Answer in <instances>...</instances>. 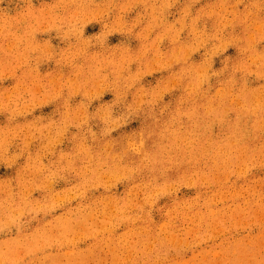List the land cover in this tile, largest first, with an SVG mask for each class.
<instances>
[{"label":"rangeland","instance_id":"1","mask_svg":"<svg viewBox=\"0 0 264 264\" xmlns=\"http://www.w3.org/2000/svg\"><path fill=\"white\" fill-rule=\"evenodd\" d=\"M0 212V264H264V0H0Z\"/></svg>","mask_w":264,"mask_h":264},{"label":"bare ground","instance_id":"2","mask_svg":"<svg viewBox=\"0 0 264 264\" xmlns=\"http://www.w3.org/2000/svg\"><path fill=\"white\" fill-rule=\"evenodd\" d=\"M243 84V83H242ZM191 85V84H190ZM243 89V88H242ZM260 90V89H259ZM254 91V90H253ZM243 92V91H242ZM229 95V94H228ZM225 96V95H224ZM240 96H242V95H240ZM250 96V95H249ZM253 96V95H252ZM251 96V97H252ZM255 96V95H254ZM232 98V97H231ZM248 98V97H247ZM255 98V97H254ZM231 100V99H230ZM231 102V101H230ZM249 102V101H248ZM247 102V103H248ZM240 104V103H239ZM241 105V104H240ZM249 106V105H248ZM260 125V124H259ZM233 142V141H232ZM220 194V193H219ZM218 202V201H217ZM19 203V202H18ZM11 206V205H10ZM14 208V207H13ZM244 208V207H243ZM242 208V209H243ZM10 210H11V208H10ZM19 211V210H18ZM20 212V211H19ZM1 213V212H0ZM17 213V212H16ZM19 215V214H18ZM91 215V214H90ZM14 216V215H13ZM92 216V215H91ZM90 219H91V217H89ZM211 221V220H210ZM253 221V220H252ZM83 224V223H82ZM216 225V224H215ZM98 226V225H97ZM80 227H82V226H80ZM82 229V228H81ZM102 229V228H101ZM99 233V232H98ZM195 236V235H194ZM26 240V239H25ZM62 242V241H61ZM31 244V243H30ZM23 245V244H22ZM32 245V244H31ZM43 245V244H42ZM149 247V246H148ZM15 249V248H14ZM15 251V250H14ZM22 253V252H21ZM32 254V253H31ZM252 255V254H251ZM12 256V255H11ZM213 257V256H212ZM8 258V257H7ZM204 258V257H203ZM203 260V259H202ZM187 262V261H186ZM11 263V262H10ZM15 264H16V262H15Z\"/></svg>","mask_w":264,"mask_h":264}]
</instances>
